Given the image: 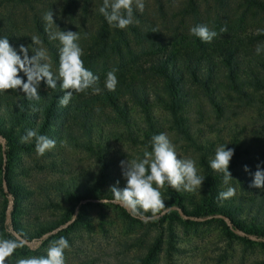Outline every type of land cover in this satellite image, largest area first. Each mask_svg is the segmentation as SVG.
Wrapping results in <instances>:
<instances>
[{
    "label": "rangeland",
    "instance_id": "rangeland-1",
    "mask_svg": "<svg viewBox=\"0 0 264 264\" xmlns=\"http://www.w3.org/2000/svg\"><path fill=\"white\" fill-rule=\"evenodd\" d=\"M20 1L0 0V38L7 37L17 50L20 45L29 47L30 56L37 48H43L58 84L53 90L41 82L39 100H29L16 91L0 94V132L9 140L7 147L0 138V236L4 232L2 226L9 220L5 212L9 211L15 230L30 239L27 245L30 252H15L13 264L15 258L46 256L50 243L60 237L66 238L70 245L65 250L66 264H264V244L226 228L230 220L247 232L264 234V189L251 187L257 165L264 169V108L258 113L253 102L244 106L243 100L222 99L220 91L213 107L198 92V86L189 93L188 86L175 103L178 108L174 115L169 113L165 100L150 95L144 117L141 108L123 90L117 94L118 108L125 103L123 116L102 103H86L75 92L67 105L71 107L64 114L60 100H50L53 96L50 93L62 90L58 75L61 44L59 40L50 41L45 34L54 53L49 50L40 35L31 30V13L45 27L44 14L59 13L65 31L78 32L80 40H85L98 26L99 22L94 21L103 0L72 2L69 7L74 13L70 22L65 21L67 16L61 9L63 0H28L30 5ZM143 3L144 15L140 20L133 19V27L165 39L188 37L194 20L206 27L208 20L232 27L244 8L242 0H192L191 4L189 0H143ZM158 6L164 10L163 14L156 11ZM81 9L85 11L83 15ZM183 9L192 12L181 14ZM133 11L141 12L135 3ZM238 29L239 26L234 28L230 36L240 39L249 31L246 27L240 32ZM19 30L30 39L38 37L41 43L6 36ZM51 31H56L55 27ZM221 33H217L219 38L224 36ZM130 38L134 40L132 35ZM206 47V52H200L203 58L212 53L211 44ZM235 52L244 56L245 64L249 65L252 56L246 58L248 54L241 48ZM109 56L85 65L99 78V84L114 69L116 57L109 60ZM120 58L124 62L125 54ZM118 70L122 72L124 68L120 66ZM235 73L242 82L241 89L251 92L244 83L245 69L239 66ZM216 75L215 82L224 81L222 73ZM20 76L26 82L23 73ZM139 78L145 80L149 91H160L161 79L150 75ZM224 91L234 96L230 89ZM49 104L52 108L47 110L45 106ZM80 110H85L87 117ZM102 115H107L106 119ZM28 130L54 140L55 148L38 155L34 138L21 142ZM161 133L175 146L178 158L195 161L198 174L205 181L201 190L194 193L178 192L167 185L161 189L165 204L178 201L189 215L187 218L181 212L174 216L164 211L150 222L144 217L136 222L127 217L124 207L113 202L110 188L126 186L120 162L142 159L145 150H152V137ZM221 145L234 149L229 165L233 179L228 184L223 182L222 174L210 167ZM6 147L7 156L3 152ZM245 166L250 171L245 172ZM229 187L235 189V195L221 198L220 193ZM207 207H217L226 218L192 215Z\"/></svg>",
    "mask_w": 264,
    "mask_h": 264
},
{
    "label": "trees",
    "instance_id": "trees-1",
    "mask_svg": "<svg viewBox=\"0 0 264 264\" xmlns=\"http://www.w3.org/2000/svg\"><path fill=\"white\" fill-rule=\"evenodd\" d=\"M27 1L28 0H22L20 3L30 5ZM76 1L77 0H63V8L61 9L64 10L63 14L65 13L67 16L65 19L67 22L71 21L74 13V11H70L69 5ZM191 2L192 0H189V4H191ZM242 2L244 3V8L241 10L238 18L235 19L234 26L229 27L230 24L219 26L216 24L215 20H208L206 25L210 31L218 33L221 32L222 28L226 29L225 32L221 33L224 35L223 38L216 36L211 43L202 42L198 37L193 35L191 31H189L188 37L184 39H175L172 36L165 39L164 36L153 35L151 32H140L136 30L133 25L125 28V36L123 35V30L111 27L98 10V12H96L98 19L94 21L95 23L97 21L99 22L98 26L92 31V33L90 32L88 38L85 37V40H79V44L84 51L82 59L84 61V66H88L95 59H104L110 55V60L111 57L115 56V66H112V64L111 66L112 68L117 69L116 76L118 79V85L115 91H109L105 87L106 80H102L99 84L101 88V92L99 94L94 95L91 93V90H88L87 93H80V96L88 101L86 103H102L109 110L112 109L114 111L117 109L115 112L123 116L125 103H122L121 108H118L117 105L120 101L117 94H121L120 92L123 90L122 93L127 95L128 99L134 105L140 107L141 111L144 113V117H146L147 113L145 112V107L147 103H149L148 98L152 95L157 100H165L166 108L170 110L169 113L171 115H174L175 109L178 108L175 103L178 99H180L183 88L186 89L189 86V93L191 90L195 89L196 86H198V92H200L202 96L206 98L205 100H207L213 107L215 105V99L220 91V97L222 99H230L240 102L243 100L242 105L244 106L253 102L257 106L255 111L258 112L259 109L261 110L264 108V52L257 55L255 47L258 44L264 43V1L242 0ZM158 5H160V2ZM191 7L192 6H190V8ZM156 11L159 14H163L164 12L161 6H158ZM142 12L133 11V19L140 20V16L142 14L144 15ZM188 12L192 11H186L185 9L180 11L181 14H187ZM81 13L83 15L85 11L81 9ZM58 14L59 13H56L53 16L55 24L61 31H65L66 28L62 25V18L59 17ZM198 22L199 21L194 20V22L190 24V29L198 26V24L204 26V23ZM30 24L31 30H33L37 35H40L49 50L54 53L53 47L48 45L45 39V34H47V36H49V34L45 31L46 27L41 24L40 18L31 13ZM72 26L73 24H71L70 28ZM237 26H239V32L243 30L244 27L248 28L249 31L247 32V35L244 37L241 36L240 39L237 37H231L230 32H233L234 28ZM131 35L134 40L130 38ZM6 36L10 39H27V42L30 43L32 41L29 36L20 32V30L15 34L14 32H9ZM49 40L52 42L57 41L51 39ZM210 44L212 46L210 47L212 52L211 56L203 58L202 53L200 52H206V46ZM177 48H179V50H177ZM239 48L246 51L243 52L244 54H248L246 58L252 56L250 57L251 61L249 62V65L245 64L244 56L236 55L235 51L239 50ZM123 54H125V59L124 62L121 63L120 56ZM215 54H218L219 57L214 58L212 55ZM170 55L172 57H170ZM120 66L124 68L122 72H118L120 71L118 70ZM239 66L245 69L247 77L245 79L246 81L244 80V83L252 89L251 92L244 91L240 87L242 82L237 79V75L235 73V70L238 69ZM218 73L223 74L222 76L225 82H215V77ZM149 75L161 79L158 83L160 85L159 89L161 92L159 90L149 91L145 85V80L139 78L141 76ZM224 88L226 90L230 89V92H233L234 96L228 94V91L225 93ZM50 94L53 95L50 96L51 101L60 100L65 94V91L61 90ZM45 107L47 110L48 108L51 109L52 104L46 105ZM70 107L71 106L62 107V113L66 114ZM80 112L87 117L85 110H80ZM216 112L219 113L218 111ZM46 115L48 116L47 113ZM105 117H107V115L103 116V118ZM84 125L85 124L83 123V127ZM5 135L6 134L4 132H0V138L5 140V146L7 145L8 147L9 140L6 139ZM7 147L5 148V151H3L6 156L8 155V153H6ZM6 194H8V192H6ZM165 205L166 214L173 213L174 216H177L178 213L181 212L185 218L189 216L186 215L178 201L169 202ZM123 212L127 214L128 218L136 222H140L142 217L146 218L148 222L153 220L150 218L151 213L134 217L129 211L123 210ZM200 213L192 215L195 217L200 215L205 219H214L219 217L226 218V215H224V213L217 207L204 208L200 211ZM8 215L9 220L2 226L4 230L3 236L5 238H15L26 241V246L22 249H17L16 252L19 254L29 253L30 250L27 245L30 239L15 230L12 225V221L10 220V213H8ZM226 228H229L232 231H237L244 237L250 235L261 244H264V234L247 232L245 229L235 223H232L230 220L227 221Z\"/></svg>",
    "mask_w": 264,
    "mask_h": 264
},
{
    "label": "clouds",
    "instance_id": "clouds-1",
    "mask_svg": "<svg viewBox=\"0 0 264 264\" xmlns=\"http://www.w3.org/2000/svg\"><path fill=\"white\" fill-rule=\"evenodd\" d=\"M142 12L143 0H103L99 13L107 23L118 29H125L133 24V4ZM53 11L46 12L43 16L46 22L45 31L49 39L59 40V81L60 88L65 94L60 99V105L66 107L73 92L91 93L96 95L101 92L99 78L84 66L82 59L84 51L78 41V32L61 31L53 19ZM55 27L56 31H51ZM191 33L202 42L211 43L217 36L215 31H210L206 26L198 25L190 29ZM226 29L222 28L221 32ZM33 44H40L38 37L31 38ZM257 55L264 52V43L255 47ZM29 47L20 45L17 50L7 37L0 38V94L8 91L22 92L29 100H39V87L41 82L48 89H56L58 80L55 78L51 64L43 48H37L29 55ZM117 69L107 73L105 87L109 91H115L118 85L116 76ZM20 73L27 78L25 80ZM35 139V148L38 155L43 156L56 146V142L47 136L38 135L34 130H28L21 137V142L26 143ZM151 151L145 150L140 160H123L120 162L122 176L126 180V186L121 189L112 186L114 203L119 204L130 212L134 217L151 213L150 218L163 214L166 205L161 189L165 185L176 191L190 193L201 190L205 177L198 174L196 163L192 159H180L177 156L175 146L164 133L154 135L151 139ZM234 156V149L227 145L217 147L215 157L210 162V167L217 173L222 174L223 182L228 184L233 178L229 171L230 161ZM244 171H250L247 166ZM119 181H117V185ZM251 187L264 189V169L257 165L254 180ZM235 195V189L229 187L227 191L220 193L221 198H230ZM102 202V201H101ZM105 204L106 202H102ZM26 246V241L15 238L0 236V264H13V257L17 249ZM70 245L66 238L60 237L53 240L46 250V256H31L27 258H15L14 264H66L65 250Z\"/></svg>",
    "mask_w": 264,
    "mask_h": 264
},
{
    "label": "water",
    "instance_id": "water-1",
    "mask_svg": "<svg viewBox=\"0 0 264 264\" xmlns=\"http://www.w3.org/2000/svg\"><path fill=\"white\" fill-rule=\"evenodd\" d=\"M3 190H4V189H3ZM7 197L9 198V196H7ZM8 212H9V211L5 212V217L8 216Z\"/></svg>",
    "mask_w": 264,
    "mask_h": 264
}]
</instances>
